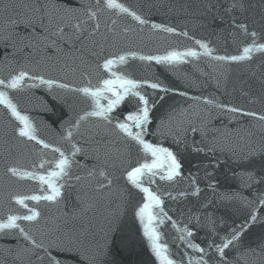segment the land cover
<instances>
[{"label": "snow or ice", "instance_id": "1", "mask_svg": "<svg viewBox=\"0 0 264 264\" xmlns=\"http://www.w3.org/2000/svg\"><path fill=\"white\" fill-rule=\"evenodd\" d=\"M153 9L166 10V16L203 17L198 27L215 43L190 35L187 23L179 30L171 22H154ZM121 20L128 23L117 31ZM146 30L193 43L145 53L131 45L130 34ZM121 41L128 46L108 50ZM257 54L259 74L253 68ZM199 61L212 68L217 90L229 95L234 68L250 73L233 88L247 104L215 94L189 96L158 77L136 75L153 65L176 68ZM38 89L44 96L36 95ZM170 94L185 102L169 104L154 122V110L164 107ZM25 101H35L33 110L53 114L61 106L67 118L58 119V128L44 120L38 124ZM80 103L86 107L77 111ZM255 104L258 109L248 106ZM3 110L0 196L9 207L0 216V239L15 244L0 245V264H132L124 257L138 243L152 254V264H264V231L245 242L254 225H264V0L226 5L147 0L135 7L123 0H0ZM216 120L223 126H215ZM233 123L235 129L228 126ZM40 125L50 131L49 138L40 134ZM240 133L244 142H233ZM189 150L204 160L186 177ZM26 154L35 157L27 165ZM221 165H230L231 179L256 194L249 199L240 191L218 192L215 174ZM201 171L215 197L201 207L230 204L232 211L245 212L242 222L221 228L209 213L202 219L189 212L184 219L182 210L178 218L165 210V197L200 196ZM185 180L188 190L173 195L169 189ZM26 181L33 183L32 191H19ZM165 227L175 232V253ZM199 232L203 246L196 242Z\"/></svg>", "mask_w": 264, "mask_h": 264}, {"label": "water", "instance_id": "2", "mask_svg": "<svg viewBox=\"0 0 264 264\" xmlns=\"http://www.w3.org/2000/svg\"><path fill=\"white\" fill-rule=\"evenodd\" d=\"M127 5L129 6H137L143 3H146L147 0H123ZM165 3H184V2H191L193 4H199L202 2H206V0H163ZM213 4H227L229 0H210ZM253 3H258L259 0H252ZM166 10L157 12L155 9L152 10L151 19L154 22L160 23V22H171L172 25L178 26L179 30H184L185 23H187V30L189 31L190 35L195 36L196 38H211L213 39L215 43L214 37H208V34L200 29L198 27V24L204 19L201 16H191V17H184V16H176V15H169L166 16L164 14ZM125 23H128V21L121 20L120 23L117 25V31H121L123 28V25ZM219 27H224L223 24H220L217 22ZM216 25H214L215 27ZM102 30H103V18H102ZM131 37V45L139 49L145 53L151 52L156 53L157 50L162 52L165 48L172 46V47H179L183 48L186 46H189L193 43V41L187 40L184 37H178V36H168L167 34H160L159 36H150L147 32L143 34H130ZM128 46L127 42L121 41L117 48H110L109 51H116L118 48H123ZM228 51L234 52L235 46L229 43ZM218 51L220 54L224 53V46L219 45ZM135 63H139L138 61ZM260 63V56L257 54L255 64L253 65V68L257 71V74H259V68L258 65ZM243 73V75L241 74ZM209 74L215 75L213 73L212 68L209 67V65L204 61H199L195 63V66L192 63L189 64H183L176 68H169L162 65H153L152 69L149 71H139L136 73L138 77L142 76H148L149 78L155 76L158 77L160 80H162L165 84L169 85L170 87H174L178 89L179 91H187L189 96L194 95H210L215 94L219 99L222 101H231L233 103H240V104H247V98L242 97L239 93V91H233V88L239 87V82L243 79H246L248 76H250V73H248L246 70L243 69H235L232 71L228 84H227V93L221 89L217 90L216 88V81L211 78ZM251 82V81H250ZM258 89V84H254L253 91L255 92ZM148 91H151L150 89ZM37 96H44V92L42 89L36 90ZM167 103L164 105V107H158L153 112L154 122H158L162 117L165 116V110L169 104H176L180 105L185 102V98L180 97L175 94H170L168 97H166ZM191 101H188L190 103ZM33 103L25 101V107L31 110L30 114L35 116L37 119V123L39 124L40 120H44L48 124L52 125L54 128H58V119L63 116V118H67L66 116V109H63L61 106H57L55 109V114L52 112H43L40 111L39 108H36L33 110ZM186 106V105H185ZM249 107L259 108L258 104L255 105H248ZM86 105L83 103H80L77 105V111H79L82 108H85ZM123 107H127L126 105ZM4 111H0V134H2L3 131V124L5 121ZM240 123L246 124V121L244 119H241ZM215 126L222 127V123L220 120L214 121ZM230 128L235 129L237 127V124L233 123L231 125H228ZM255 131V129H254ZM40 134L44 136L45 138H49L51 133L50 131L40 125ZM243 133H240L238 136L233 137V142L242 144L244 142L243 139ZM151 138V137H150ZM199 137H197L198 139ZM165 146H170L169 141H164ZM184 174L187 177L189 173L195 174L196 173V167L195 164L200 161L204 160V157L197 156L194 153L189 152L184 154ZM33 159H35L32 155H25L23 158V163L28 164ZM4 159L0 157V176H2L3 173V167H4ZM207 162V161H205ZM230 165H221V167L217 170L215 174V179L218 181L217 191L220 193L223 192H236L240 191L243 195L248 196L249 199L253 197L255 193V189L251 190H245L241 189L237 182H235L233 179H231L232 173L230 170ZM199 186L202 189L201 194L199 197H190L188 199H185L183 197H178L177 200L172 201L169 198L165 197V210L169 211L170 215H173L174 218H178V212L182 210L185 213V216L182 217L186 219L189 212L195 214L199 213L201 215V218L203 219L205 213H209L215 216L217 219L218 226L221 228L227 227V226H233L235 223H240L244 219L245 212L241 211L239 213L232 211V205H227L220 203L219 201H216L212 206L205 209L201 207V204L206 202L207 200H215V197L213 196V193L210 188L207 187V181L203 179L204 173L201 171L199 173ZM33 183L32 182H22L21 186L19 187V191L21 192H30L33 189ZM173 192V195H176V193L180 190H188V182L187 180L182 181L180 184L176 185L175 187L169 189ZM3 191L2 186H0V192ZM75 203V195H73L72 200L69 203V207H71L72 204ZM31 205V202H29ZM8 205L6 204L5 200L2 196H0V216H3L8 211ZM18 207V206H14ZM42 211L45 212L46 215L54 214V209L52 212H49L46 208H42ZM165 232V238L169 241L171 244V237L175 235L174 230H171L169 227H165L163 229ZM254 235L250 236L246 239V243L248 242V239H254L256 236H258L262 231H264V225H254L253 228L250 230ZM247 236V234H246ZM196 242L203 244L204 241V233L199 232L196 236ZM2 244H9L13 245L15 244V241L8 239H0V245ZM172 250L175 253L177 251L176 245L171 244ZM191 252V250H189ZM125 260L132 262V264H152V261L154 257L150 253V251L146 248L144 243H138L136 249L131 254L124 257Z\"/></svg>", "mask_w": 264, "mask_h": 264}]
</instances>
